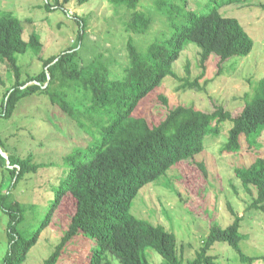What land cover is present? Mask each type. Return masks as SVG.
I'll use <instances>...</instances> for the list:
<instances>
[{
    "label": "rangeland",
    "instance_id": "374dc122",
    "mask_svg": "<svg viewBox=\"0 0 264 264\" xmlns=\"http://www.w3.org/2000/svg\"><path fill=\"white\" fill-rule=\"evenodd\" d=\"M173 2L179 0L169 3ZM188 2L198 10L208 4L206 0ZM261 2L264 0L220 8L224 15L237 18L254 40L247 56L235 57L221 68L216 66L213 56L202 68L200 49L193 43L187 44L172 69L179 77H187L189 81L197 79L200 90L183 89L180 81L167 77L140 101L134 114L157 123L168 107L177 104L193 105L203 110L223 105L232 113L239 110L250 99L258 80L264 77V9L258 5ZM137 9L148 13L151 18L143 33L127 29L130 11L109 0L83 3L79 0H0V14L9 13L22 21L24 39H28L31 32L39 35L44 59L72 48L76 50L74 60L77 63L88 64L97 57L113 78H119L129 62L128 38H132L138 50L145 51L151 42L172 33L155 0H141ZM80 28L84 34L79 43ZM17 64L21 67L22 78L42 69V61L32 49L17 54ZM187 65L189 74L185 70ZM9 73V67L0 56V77L5 80V85L0 84V103L6 86L10 84ZM53 86L58 87V81ZM63 90L69 98L82 100L81 91L73 83L65 85ZM160 95L167 99L166 105ZM77 108L86 109L83 103ZM86 115L91 121L83 119V127L80 123L78 126V121L51 103L46 94L36 93L23 97L11 117L0 116V139L6 145V151L21 157L31 154L41 165L36 172L24 173L17 179H12L9 171L0 167V192L8 193L9 199L18 200L22 206L17 224L21 237H30L52 207L60 181L70 167L63 162V156L75 148L96 142L118 112L88 109ZM231 125V120L213 122L211 127L216 130L203 138V150L193 160H181L171 166L158 179L144 185L132 201L130 211L135 217L174 232L178 252L182 251L181 264H188L200 250L210 225L226 227L231 224L232 210L241 216L239 231L243 239L240 248L252 261H240L235 250L224 242H215L208 254L214 256L215 264H264V211L250 206L256 189L249 186L250 191H247L234 175L236 167L248 166L257 157L264 156V132L251 147L241 135L239 150L229 152L224 146ZM200 162L204 164L205 172L200 168ZM73 210V198L69 195L62 198L21 264L44 263L67 229ZM7 223L8 215L0 207V264L8 250ZM94 244L95 240L87 235L76 236L63 247L55 264H87ZM107 255L111 264H120L111 253ZM146 255L151 263L162 261V257L151 249H147Z\"/></svg>",
    "mask_w": 264,
    "mask_h": 264
},
{
    "label": "trees",
    "instance_id": "16d2710c",
    "mask_svg": "<svg viewBox=\"0 0 264 264\" xmlns=\"http://www.w3.org/2000/svg\"><path fill=\"white\" fill-rule=\"evenodd\" d=\"M85 1L88 0H79L80 3ZM109 1L130 11L127 29L133 33L147 30L151 18L148 13L137 9L141 0ZM170 1L155 0L158 10L166 16L172 33L162 40L151 42L145 51L138 50L132 38H128L126 49L129 62L119 78L110 77L97 57L88 64L77 63L74 60L76 50L72 48L44 59L39 35L31 32L28 39H24L22 21L9 13L0 14V56L10 69V84L3 93L0 116L11 117L23 97L36 93L46 94L51 103L76 119L78 126L85 123L83 119H87L88 109L118 112L96 142L84 148H75L63 156V162L70 165L69 170L60 181L56 199L45 220L30 237L23 238L17 231L21 204L18 200L9 199L8 193L0 192V207L8 215V250L2 264H21L25 260L29 249L49 223L54 209L67 195L74 200V210L59 243L43 264H55L63 247L81 234L95 240L87 264H111L108 253L115 256L120 264L182 263V251L178 252L174 232L135 217L130 211L132 201L144 185L158 179L171 166L181 160H193L203 150V138L216 130L211 127L213 122L232 121L224 146L229 152L239 150L241 135L245 136L248 147L254 146L264 132V77L258 80L250 99L234 113L223 105L203 110L193 105L177 104L168 107L157 123L135 115L134 110L140 101L167 77L176 78L183 89L200 90L197 79L189 81L187 77L177 76L172 69L187 44L193 43L200 49L202 68L213 56L216 66L221 68L235 57L247 56L253 48L254 40L240 21L220 11L224 5H245L251 0H206L208 4L203 10L194 9L188 0ZM258 5L264 9V2ZM83 34L80 28L79 43ZM29 49L42 61V69L37 74L22 78L17 54ZM185 70L189 74L188 65ZM55 81H58V87L53 86ZM70 82L81 91V101L69 98L63 90ZM0 84L5 85L1 77ZM159 98L164 105L167 104L163 95ZM81 103L86 109L77 108ZM5 146L0 139V167L7 169L12 179L27 172H36L41 166L31 154L21 157L8 153ZM1 151L7 154L11 167L7 166V159ZM198 164L205 172L204 164ZM234 175L247 191H250L249 186L256 189L250 206L264 211V156L257 157L248 166L236 167ZM232 215L233 221L226 227L210 225L200 250L188 264H215L214 256L208 254L215 242L227 243L238 254L240 261H252L239 245L243 239L239 231L241 216L233 210ZM147 249L160 255L162 261L151 263L146 255Z\"/></svg>",
    "mask_w": 264,
    "mask_h": 264
},
{
    "label": "water",
    "instance_id": "95a60500",
    "mask_svg": "<svg viewBox=\"0 0 264 264\" xmlns=\"http://www.w3.org/2000/svg\"><path fill=\"white\" fill-rule=\"evenodd\" d=\"M1 154L7 159V162H6L7 166L11 167L7 155L2 151H1Z\"/></svg>",
    "mask_w": 264,
    "mask_h": 264
}]
</instances>
